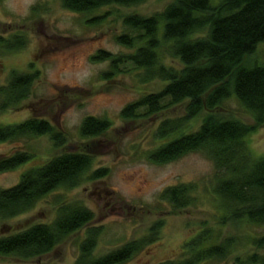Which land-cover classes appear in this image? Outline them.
<instances>
[{
  "label": "trees",
  "instance_id": "16d2710c",
  "mask_svg": "<svg viewBox=\"0 0 264 264\" xmlns=\"http://www.w3.org/2000/svg\"><path fill=\"white\" fill-rule=\"evenodd\" d=\"M143 1L61 0V5L74 12H87L105 5L131 6ZM123 25L126 31L115 39L133 49L131 53L116 56L98 50L91 60H110L111 69L103 71L104 76H109L125 57L142 70L141 82L158 80L164 86L123 107L121 116L133 118L140 107L145 109L143 115H152L183 104L182 115L161 120L155 135L166 141L148 154V160L166 164L191 152L204 153L217 172L212 190L223 210L220 223L230 220L263 225L264 155L254 158L246 137L264 126V65L247 67L244 62L257 44L264 41V0H171L159 12L126 15ZM162 41L171 42L170 52L180 61V67L162 61L159 54ZM24 42L20 36L11 40L0 36V51L18 50ZM37 74L38 71H10L7 83L0 86V109L15 107L26 100ZM231 97L248 112L253 123L223 112L224 102ZM199 115L202 121L196 130L175 135ZM110 126L106 118L84 117L79 133L86 140L79 149L62 151L43 165L24 172L16 184L0 187V220L7 221L31 210L55 189L80 185L99 152L98 147L103 148L96 138ZM45 134H51L57 145L66 140L49 121L36 116L0 126V142ZM32 155L22 150L0 156V172L14 169ZM107 174L106 167L97 168L88 179L96 180ZM193 189L191 183L169 186L160 192V198L174 210H181L193 202ZM93 220L94 213L89 207L60 199L51 222L33 223L1 234L0 256L13 255L24 260L43 256L82 228L85 236L74 264H123L143 246L141 241L131 240L101 256H93L92 249L101 232L100 226L91 225ZM247 241L253 250L235 255L233 264H264V234ZM238 243L237 236L214 237L213 229L205 227L186 245L185 259L156 264L225 260Z\"/></svg>",
  "mask_w": 264,
  "mask_h": 264
},
{
  "label": "rangeland",
  "instance_id": "374dc122",
  "mask_svg": "<svg viewBox=\"0 0 264 264\" xmlns=\"http://www.w3.org/2000/svg\"><path fill=\"white\" fill-rule=\"evenodd\" d=\"M170 1L144 0L131 6L111 4L74 12L63 8L61 0H0V36L9 40L20 36L25 41L18 50L0 51V86L7 83L12 70L38 71L30 96L15 107L0 109V126L36 116L49 121L54 131L66 139L64 144L57 145L51 134H45L0 142V156L22 150L33 154L14 169L0 172V187L16 184L24 172L43 165L62 151L79 149L86 140L79 133L84 117L106 118L111 123L110 128L96 138L103 148L98 147L99 152L80 185L55 189L31 210L7 221L0 220V235L33 223L51 222L59 200L65 199L89 207L94 213L91 225L101 227L92 249L93 256L138 240L143 246L123 264L180 261L187 257L186 245L205 227L213 229L214 237L237 236L239 243L225 260H204L197 264H233L235 255L253 250L247 240L264 234V224L230 220L220 223L223 210L212 190L217 172L211 159L202 152H191L166 164H155L147 158L166 141L155 135L161 120L182 115L183 104L152 115H143L145 109L140 107L135 117L125 119L121 116L123 107L143 95L158 92L164 83L141 82L142 70L125 57L109 76H104L103 71L111 69L110 60H91L98 50L116 56L131 53L133 49L118 44L115 39L126 31L124 17L159 12ZM161 30L160 26V38ZM170 45L171 42L162 41L161 59L180 67V61L170 52ZM244 65H264V41L257 44ZM223 109L225 114L253 123L234 97L224 102ZM201 117L189 121L175 135L196 130ZM246 140L254 158L264 155V126ZM101 167L108 169L105 177L88 179L90 172ZM185 183L194 185L193 202L174 210L168 201L160 198V192ZM84 236L82 228L43 256L28 260L13 255L0 256V264H74Z\"/></svg>",
  "mask_w": 264,
  "mask_h": 264
}]
</instances>
